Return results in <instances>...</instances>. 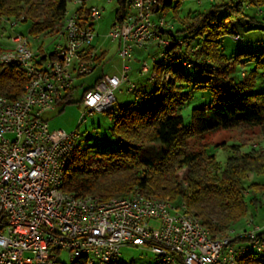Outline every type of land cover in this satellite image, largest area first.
Instances as JSON below:
<instances>
[{
  "label": "built area",
  "instance_id": "2783aa9c",
  "mask_svg": "<svg viewBox=\"0 0 264 264\" xmlns=\"http://www.w3.org/2000/svg\"><path fill=\"white\" fill-rule=\"evenodd\" d=\"M89 1L75 0L77 8L67 10L59 32L52 36L59 42L52 43L51 50L43 44L35 49L29 35L16 30L8 37L9 45L0 42V66L14 63L28 78L16 99L0 93V264H65L61 260L64 251L69 253L68 264L78 258L88 264H114L123 247L145 245L165 264H238L247 255L262 261L264 231L260 226L213 234L185 204L169 199L136 191L104 200L64 189L66 168L87 115L104 112L114 121L115 92L124 83L138 105L150 96L128 75L134 51L159 50L151 64L144 61L140 67L151 82L157 77V62L191 68L201 60L197 56L176 61L167 53L183 40L164 33L170 28L163 16V0H126L109 34L118 42L122 74L102 73L83 91L82 118L76 129L51 128L46 114L101 63L94 24L105 8L88 6ZM10 24L16 27L19 22L14 19ZM164 77L172 78L169 72Z\"/></svg>",
  "mask_w": 264,
  "mask_h": 264
},
{
  "label": "trees",
  "instance_id": "16d2710c",
  "mask_svg": "<svg viewBox=\"0 0 264 264\" xmlns=\"http://www.w3.org/2000/svg\"><path fill=\"white\" fill-rule=\"evenodd\" d=\"M70 1L75 0H0V17L22 18L20 21L31 24L29 34L34 37L54 36L64 22ZM117 2L119 8L115 16L118 18L125 9L126 0ZM173 2L163 0L164 11L172 8ZM248 6L264 12L261 9L264 0H225L198 12L182 29L164 32L183 40L182 44L176 43L171 51H167L176 61L201 56L199 62L188 68L196 70V78L191 79L185 74L187 67L157 62L152 95L137 84L139 90L150 95L149 103L145 105L146 100L138 105L133 101L121 108L117 105L114 112L111 131L124 147L100 152L92 162L88 149L77 145L66 168L64 189L67 192L105 200L140 191L146 196L169 199L185 204L213 234L226 232L246 216L247 191L264 192V184L247 182L251 174H264V149L252 147L244 152V143H222L196 150L187 149L185 141L221 129L264 127V90L253 92L254 78H245L246 74L238 80L230 76L229 70L240 57L229 61L219 53L223 36L232 35L236 39L239 35L238 24H245L243 19H235L250 16L245 14ZM223 10L226 13H222ZM247 22L253 26L257 23L253 17ZM50 55L53 57L54 53ZM105 57L103 52L97 60L103 63ZM259 60L264 62L263 57ZM165 72L171 74L170 80L165 79ZM27 80L26 73L19 70L18 65L0 66V93L8 98L19 97ZM191 80L196 87L208 88L212 98L205 106L193 108L191 123L186 125L178 109L189 94L180 92L179 88ZM74 91L70 90L60 101L66 105L73 103ZM213 146L228 153L224 167L216 166L218 181L212 179L206 169V152ZM250 199L256 206L260 202L257 194ZM253 259L243 256L238 264H251ZM72 264L88 263L86 259L78 258Z\"/></svg>",
  "mask_w": 264,
  "mask_h": 264
},
{
  "label": "rangeland",
  "instance_id": "374dc122",
  "mask_svg": "<svg viewBox=\"0 0 264 264\" xmlns=\"http://www.w3.org/2000/svg\"><path fill=\"white\" fill-rule=\"evenodd\" d=\"M225 0H174L172 8L163 12V16L168 22V27L174 31L182 29L198 12H204L211 8L213 4L222 3ZM98 5L105 8L102 17L94 24V28L97 34L95 40V47L99 53H106V57L103 63H98L95 71L87 76L80 78L76 82V89L74 91L72 100L73 103L68 105L60 101L57 108L54 111L46 114L50 120L51 128L64 129L66 131H72L76 129L79 121L82 118V108L78 101H80L83 91L89 87L95 79L102 73L110 75H121L124 65L123 59L119 55L118 42L113 41L109 34L112 30L116 11L118 10V2L114 0L111 3L105 0H90L87 5ZM75 1L68 3V13L77 8ZM264 11V6L261 8ZM222 13H226L223 10ZM245 16L237 18V20L243 19L244 26L238 24L237 32L240 35V39L236 40L232 35H225L220 39L219 53L222 57L229 61H235L240 57L239 61L234 63V67L229 70L230 76L235 79L242 77V71H245V78L253 77L254 86L253 92H259L264 90V62L260 63L259 59L264 52V12L259 11L258 8L248 6L245 9ZM254 18L257 23L253 26L247 22L249 19ZM14 19H8L6 17H0V42L2 45L9 44L8 37L14 31H20L29 35L34 48L40 44L46 45L48 50L53 48L52 43L55 45L59 42V39H55L52 36L40 37V41H35L34 36L29 34L31 28L30 23H23L22 18L17 21L19 24L16 27H12L10 21ZM159 50L155 47L148 48V50L137 49L134 51L133 59L128 62L131 66V70L128 75L132 82L143 86L144 91L147 90L150 95L155 91L153 82L149 80L147 75L140 73L141 64L144 61L152 62L151 57L158 55ZM185 74L191 79H195V69H184ZM252 75V76H251ZM129 85L124 83L115 92L117 97L118 108L127 105L134 101L133 93L128 92ZM180 92H186L189 97L184 101V104L178 109L184 117L186 125L191 123L192 110L196 107H203L208 104L212 98L211 92L208 88L196 87L193 80L180 86ZM155 95V93H153ZM150 98L147 99L145 105L148 104ZM108 113L95 112L93 115H87L86 121H84L80 127L82 137L79 143L82 147L88 149L91 154L92 162H95L97 154L106 150H117L124 147V144L119 142L112 134L113 121L110 120ZM187 149H201L203 150L206 145L222 144V143H244L242 150L244 152L249 151L252 147L264 149V127H258L255 129H221L211 133H206L203 136L189 137L185 141ZM228 153L222 148L210 147L206 152V169L209 176L215 181L219 180V176L216 173V166L220 165L224 167L227 160ZM264 184V174L256 175L251 174V177L247 181ZM253 194H257L259 204L257 206L251 202L250 197ZM248 212L245 217L240 219L234 224L235 232H241L243 229H252L256 226H260L264 231V192H248ZM264 255V254H262ZM61 260L65 263H69V253L64 251L61 254ZM158 256L151 251L150 246L141 247H123L120 256L115 264H157ZM97 264V263H96ZM251 264H264V261H258L253 259Z\"/></svg>",
  "mask_w": 264,
  "mask_h": 264
},
{
  "label": "crops",
  "instance_id": "0c3cea01",
  "mask_svg": "<svg viewBox=\"0 0 264 264\" xmlns=\"http://www.w3.org/2000/svg\"><path fill=\"white\" fill-rule=\"evenodd\" d=\"M6 45H9V44H6Z\"/></svg>",
  "mask_w": 264,
  "mask_h": 264
}]
</instances>
